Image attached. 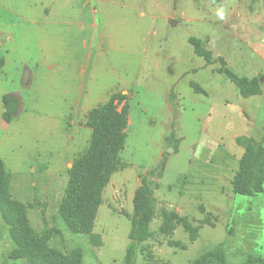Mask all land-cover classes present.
<instances>
[{
	"label": "rangeland",
	"instance_id": "obj_1",
	"mask_svg": "<svg viewBox=\"0 0 264 264\" xmlns=\"http://www.w3.org/2000/svg\"><path fill=\"white\" fill-rule=\"evenodd\" d=\"M220 6L223 20L215 14ZM52 11L55 16H46ZM56 26L63 72L72 76L89 77L101 45L90 107L101 103L100 96L104 104L120 95L119 108L129 106L128 127L92 232L71 233L59 208L69 170L88 151L92 109L81 104L84 94L66 107V98L77 97L65 94L73 85L68 74L60 80L36 76L24 95L32 104L44 99L39 111L46 126L25 121L31 102L19 120H0L10 197L24 206L35 236L64 264H126L142 180L163 165L151 180L148 238L133 264H193L217 248L230 264L264 260V192L244 197L235 191L247 152L262 149L264 168V0H0V59L10 39L15 55L40 71L37 44ZM110 41L118 48L112 50ZM69 52L92 55L74 63ZM3 88L12 86L0 79V93ZM52 117L61 126L56 134L47 127ZM11 228L0 215V264H31L13 258ZM72 253L77 258L70 259Z\"/></svg>",
	"mask_w": 264,
	"mask_h": 264
},
{
	"label": "trees",
	"instance_id": "obj_2",
	"mask_svg": "<svg viewBox=\"0 0 264 264\" xmlns=\"http://www.w3.org/2000/svg\"><path fill=\"white\" fill-rule=\"evenodd\" d=\"M3 65L2 58L0 70ZM235 83L241 86L239 80ZM121 99L120 95H113L108 102L93 108L87 117L86 127L92 131L89 148L69 170L68 183L59 208L61 218L71 233L88 235L92 232L98 208L102 204L103 191L117 170L119 155L126 143L129 110L127 104L119 108ZM116 100L118 103H115ZM19 103V99L4 96L2 118L6 123L13 121ZM261 153L260 148L247 152L243 177L235 187L238 195L252 197L264 192ZM162 169L163 165L148 172L142 180V188L135 202L140 218L130 235L126 264L134 263L138 245L148 238L149 216L154 208L151 180L160 176ZM11 179L0 158V215L12 227V240L16 247L13 258H25L31 264H64L62 256L50 250L45 240L35 236L28 227L24 206L10 197ZM69 258L75 259L77 256L72 253ZM211 259L220 264H230L219 248L200 255L193 264H207ZM244 264H264V260L249 258Z\"/></svg>",
	"mask_w": 264,
	"mask_h": 264
},
{
	"label": "crops",
	"instance_id": "obj_3",
	"mask_svg": "<svg viewBox=\"0 0 264 264\" xmlns=\"http://www.w3.org/2000/svg\"><path fill=\"white\" fill-rule=\"evenodd\" d=\"M55 12L52 11L49 15L46 16H55ZM43 18L45 17V14L43 15ZM93 27H96V29H94V32H99V28L97 26V24L92 25ZM85 29V25L82 27V30ZM34 31H36L38 33V29L36 27V29H33ZM41 31V30H40ZM42 34H47L48 32H44L42 30ZM60 32V26H56L53 27L52 29H49V33L47 35V37H45V39H43L42 41L38 42L37 46L38 48L41 47L42 50H40V56L38 57V61H35V65L38 68V70H30L29 65H28V61L26 58H23L21 56L15 55L16 49L18 50V47H16V45H12L10 42V39H7V44L4 45V51L6 53V56L3 58L4 59V65L0 70V79H1V83H6V85H10L12 86V88L9 89H5L3 88L1 93H0V120L3 121L2 118V113H3V98L4 96H11L13 98L19 99L20 103H19V107L15 113V117L14 120H19V117L22 115V112H24L26 110L27 107V102H28V98L25 97L24 92L25 90L30 86L31 83L34 82V80L36 79V76H39V74L42 73L44 79L45 78H53V79H62L61 75L66 76L67 74L69 75L71 81L73 82V85L69 87V91L65 92V94H67L68 96L74 95L77 96L76 98H69V99H65V101H67V105L66 107L68 108H72L75 105H77V99L78 96L81 94H84V97L81 100V104L87 108V109H93L96 106L102 104L105 100V98L102 99V97L100 96L98 99L99 103L98 105H96L95 107H90L92 105H90L94 100L95 97L93 95V83L95 82V80L93 81V79L98 77V60L102 59V56L104 54L103 49L101 47V45L98 46V48H96V52L94 53V65L92 68V71L89 75V77H85L82 74H80V76L77 74H75L74 76L71 75V73H65L63 72V68L61 65V60H62V41L60 38V34H57ZM8 38L12 37L13 33L12 32H7L6 33ZM111 47L113 48L112 50H115L118 48L117 44L115 41H110ZM87 47V40H83V48ZM92 49V48H91ZM111 50V49H108ZM14 53V54H13ZM71 59L70 61L77 63V61L80 59H86L88 56V53L84 56V52L82 53H76V52H69ZM91 53H89V61L91 59ZM80 57V59H79ZM97 63V64H96ZM45 73H47L48 75H44ZM63 73V74H62ZM101 72L99 71V74ZM116 79L119 80L118 75H115ZM68 79V78H67ZM122 86L125 85L124 82H122L121 84ZM60 86V85H59ZM115 86V85H113ZM73 89V90H72ZM108 90H105V95L103 96H107L108 94ZM97 100V101H98ZM31 102V106L27 109V112L31 110V113H27V115H25L24 119L25 121H27L29 119V125L33 126V127H42V126H46L43 125V117H41L43 114L40 113V108H43L44 106V99L38 98L37 101H35L34 104H32V101L29 100ZM28 102V103H30ZM79 104V102H78ZM94 104V103H93ZM34 105V106H33ZM36 112H38L37 114H35ZM40 116V117H38ZM67 117V114H64V120L63 122H65V118ZM13 120V121H14ZM1 123V121H0ZM3 123L5 125H9L8 123L4 122ZM50 123H52L50 126H47L51 129L52 134H56L58 132V129L61 127L59 126V124L57 123V119L55 117H52L50 120ZM65 126V125H64ZM64 130H66V126L64 127ZM67 139V143H70L69 138ZM68 143V145H69Z\"/></svg>",
	"mask_w": 264,
	"mask_h": 264
},
{
	"label": "clouds",
	"instance_id": "obj_4",
	"mask_svg": "<svg viewBox=\"0 0 264 264\" xmlns=\"http://www.w3.org/2000/svg\"><path fill=\"white\" fill-rule=\"evenodd\" d=\"M215 14L219 19L223 20L225 18L226 11L223 6H220L216 9Z\"/></svg>",
	"mask_w": 264,
	"mask_h": 264
}]
</instances>
